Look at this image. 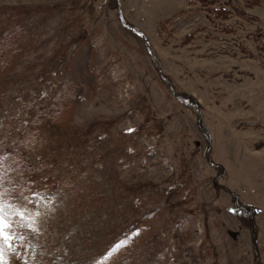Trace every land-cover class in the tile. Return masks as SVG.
<instances>
[{
    "label": "rangeland",
    "instance_id": "rangeland-1",
    "mask_svg": "<svg viewBox=\"0 0 264 264\" xmlns=\"http://www.w3.org/2000/svg\"><path fill=\"white\" fill-rule=\"evenodd\" d=\"M2 264H264V0H0Z\"/></svg>",
    "mask_w": 264,
    "mask_h": 264
},
{
    "label": "snow or ice",
    "instance_id": "snow-or-ice-1",
    "mask_svg": "<svg viewBox=\"0 0 264 264\" xmlns=\"http://www.w3.org/2000/svg\"><path fill=\"white\" fill-rule=\"evenodd\" d=\"M11 225L5 220L4 216L0 215V237H3L5 241L10 239L9 234L5 231L6 228L10 227ZM3 261V254L0 252V264Z\"/></svg>",
    "mask_w": 264,
    "mask_h": 264
}]
</instances>
